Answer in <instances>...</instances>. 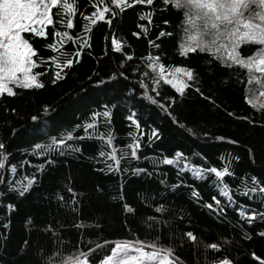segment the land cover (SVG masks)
Here are the masks:
<instances>
[{"label":"trees","instance_id":"1","mask_svg":"<svg viewBox=\"0 0 264 264\" xmlns=\"http://www.w3.org/2000/svg\"><path fill=\"white\" fill-rule=\"evenodd\" d=\"M78 3L85 14L92 10L88 0ZM147 13H151V23L139 19ZM73 20L80 27L60 30L82 34L83 21L79 15ZM164 20L169 23L164 24ZM181 22V13L163 10L160 0L151 6L133 5L113 17L111 25L98 21L91 26V48L84 49L79 63L64 69L66 75L55 85L50 83L54 65L47 60L52 66L38 77L44 88L15 87V96H0V142L10 153L6 161L9 170H0V264H57L61 256L67 259L77 249H88V255L99 262L110 255L117 242L139 239L147 245L158 238L161 245L175 247L182 264H213L221 257L232 259L233 264H264V237L259 235L264 232V218L257 216L248 223L240 216L241 209L264 214V197L242 194L243 182L251 187L252 176L264 182V127L241 119L251 116L264 120V110L253 109L248 103L249 95L264 88V76L256 79L253 72L249 83L248 70L239 65L223 66L211 54L199 51L183 56L179 45L187 36ZM140 24L146 31L138 27ZM52 27L47 31L51 33ZM161 30L173 35L158 38ZM134 32L141 35L134 36ZM113 37L120 41V51L111 45ZM34 41L38 56L60 55L43 47L46 42H56L54 35L35 37ZM153 43L160 47H153ZM74 47L71 42L57 44L61 51ZM252 47L259 46L245 45L241 51L246 55ZM127 55L133 58L128 60ZM150 56H160L166 71L192 68L197 79L188 83L194 86L181 95L163 81L153 85L152 79L143 75L146 71L154 75L147 67ZM42 70L40 65L33 72ZM140 81L149 87L144 88ZM157 87L160 95H156ZM196 87L204 95L195 91ZM148 96L159 104H153ZM160 104L170 107L166 111ZM105 105L111 112L109 118L102 115ZM45 106H49L48 112ZM133 111L141 124L139 130L126 119ZM93 112L101 115L94 118L96 124L88 130L92 133L89 136L83 126L92 122ZM34 115L37 120L31 119ZM152 128L159 129V138L149 141ZM106 132L118 149L131 142L129 132L139 136V159H121L120 171H108L106 163L113 162L99 155L101 149L111 150L107 137L99 138ZM219 136L225 139L218 140ZM53 137L65 140L60 146L63 154L59 150L40 154L35 145L51 144ZM75 147L81 151H73ZM177 151L185 154L190 165L221 170L230 166L235 175H226L224 181L234 202L228 204L227 198L219 195L214 174L205 172L204 179H198L190 169L179 172L176 165L162 163L164 157L172 158ZM12 165L17 166L15 174L10 172ZM137 168L147 172L137 173ZM26 174L38 179L30 194L21 198L9 190V184ZM192 191H198L199 197H193ZM213 196L221 199V206L228 205L225 213L206 207L214 203ZM125 202L135 214L123 209ZM9 203L15 208L8 209ZM160 205H164L163 213L155 211ZM149 216L167 224L161 228L157 223L153 229L147 222ZM29 217L31 223H27ZM188 231L197 237L195 242L187 237ZM161 233L162 238L158 236ZM212 243L220 247L212 249Z\"/></svg>","mask_w":264,"mask_h":264},{"label":"snow or ice","instance_id":"2","mask_svg":"<svg viewBox=\"0 0 264 264\" xmlns=\"http://www.w3.org/2000/svg\"><path fill=\"white\" fill-rule=\"evenodd\" d=\"M163 10L172 9L181 13L182 22L181 29L187 36V40L179 45L180 52L183 56H187L189 53H209L215 61H219L223 66L232 67L233 64L239 65L248 70V82L253 80V72H259L264 74V0H160ZM91 7V11L85 14V11L81 9L78 0H0V96L5 93L9 96H15L17 93L14 91V87L20 89H42L45 87V83L38 79V77L45 75L47 69L54 65L52 77L50 83L55 85L57 81L62 80L66 73L65 68L70 69L74 63H79L80 57L85 48H91L89 43L88 33L91 32V26L96 25L98 21H105L108 25L112 24V18L116 17L120 13H124L126 9L131 8L133 5H153L154 0H88ZM55 9V11H53ZM79 15L83 21L82 34L76 32L70 34L67 30L60 29H74L80 27L74 24L73 17ZM141 20H147L152 22L151 13L141 15ZM164 24H168V20L163 21ZM187 25L188 27H184ZM49 26H53L51 33L47 31ZM139 28L146 31L145 25H138ZM25 33L31 34V39L26 38ZM54 35L56 42H46L43 47L51 49L53 51L60 52V55H51L47 59L42 55H37V49L33 46L35 37H47ZM134 36L139 37L141 32H134ZM173 33L161 30L158 33L159 37L171 36ZM71 42L75 47L73 50L57 49V44L64 45ZM111 45L117 51L121 50V43L118 39L113 37L111 39ZM255 45L245 55L244 51H241L242 46ZM153 47L159 48V44L153 43ZM254 53V54H253ZM33 57H37L33 59ZM132 55H127V59L131 60ZM47 60L52 61V65L47 63ZM39 62V64H38ZM212 62L211 60L209 61ZM43 65L42 71L33 72V69ZM147 67L152 69L154 75L146 71L144 76L152 79V84L159 86L161 81L170 85L175 89L176 93L184 94L185 90L193 87L194 84H189V81H195L197 74L190 67H176L173 70L166 71V66L161 62L160 56H150ZM120 75H124L121 73ZM260 79L259 77H255ZM102 82V81H101ZM144 88L149 86L143 84ZM195 91L201 92L199 87L195 88ZM156 95H160L157 89H155ZM147 95V93H145ZM260 95L264 96V92ZM153 104H159V101L152 96H148ZM172 103L175 102V98H172ZM248 103L253 109L264 110V103H254L250 98ZM162 109H167L170 105H159ZM105 110L102 115L105 118L111 117V112ZM15 111V109H12ZM45 112L49 111V106H45ZM169 116L172 115L170 111L167 112ZM93 120L91 123H87L83 126L84 132L91 136L89 129H93L96 121L95 117L100 116L101 113L93 112ZM233 115V113H229ZM32 120H37V116H32ZM131 121L135 128L139 130L141 124L136 119V113L133 111L126 117ZM241 119L247 121L252 125L259 124L264 127V120L257 121L251 116H244ZM77 127H81L77 125ZM71 137V133H68ZM132 137L130 143L126 148H117L113 145V136L110 132L101 133L100 139L107 137V145L111 146L110 151L101 149L99 155L105 157L106 160L110 159L113 163H106L108 171H120L119 165L121 159L128 157L139 159L138 150L141 148V140L139 136L129 132ZM139 135H144L143 132H139ZM153 138H159V129L152 128L151 134L148 139L151 141ZM83 139V137H81ZM218 140H224V136L217 137ZM232 143L237 141L232 140ZM65 145L64 139L52 138L51 144H39L35 145L37 150H40V154L48 152L51 154L54 151L59 150L60 154H63V150L60 146ZM73 151L80 152V147L73 148ZM250 157L255 159L254 154L249 150ZM10 153L6 149L4 142H0V170H9L6 166L7 157ZM235 160H239V157H234ZM54 162V161H53ZM155 163V162H154ZM162 163L167 165H176L179 172H183L185 169H190L194 177L198 179H204V173H211L217 178L215 181L216 187L219 189V195L226 197L228 204L234 202V196L230 191L229 184L224 181V177L234 176V171H230V166H224L218 169L215 166H198L195 164H189L187 157L184 153L177 151L172 158L164 157ZM42 169H37L41 171ZM137 173L147 172L146 169L137 168L134 170ZM10 172L17 173V166L12 165ZM178 172V174H179ZM35 175H23L21 179H16L9 184V190L15 192L19 197L24 198L27 194H30V189L37 181ZM23 181H26L23 182ZM161 183H164L162 180ZM251 187L247 186V181L243 182V193L249 195L252 193H258L264 197V182H261L257 177H251ZM176 185H173L175 189ZM68 191L73 193L74 190L69 188ZM193 197H199L198 191H192ZM63 200V196L58 197ZM212 201L214 203H207L206 207L212 210L214 213H225L228 205H222L221 199L217 196H213ZM8 209H14L15 205L9 203ZM123 209L130 214H135V209L128 203L123 204ZM157 213H163L165 211L164 205H160L155 209ZM240 216L246 217L248 223L257 217L264 218V214L256 211L240 210ZM149 227L155 229L157 223H160L163 228L167 221H158L157 217L149 216L147 218ZM27 223H31L29 217ZM163 233L158 234L162 238ZM187 237L191 238L193 242L197 237L192 231L186 233ZM264 237V232L259 234ZM250 239L251 237H246ZM27 243V242H25ZM107 243V241L105 242ZM150 248V251L145 249ZM212 249H217L220 246L216 243L210 245ZM88 249L85 251L76 250V253L69 255L67 259L63 256L57 261V264H182V257L175 254V247H169L160 244V239H156L147 245L144 241L127 240L123 242H117L115 247L110 249V255H104L102 259L97 262L94 258L88 255ZM255 255V253H253ZM258 260L260 257H256ZM213 264H233V260L229 258H219L214 261Z\"/></svg>","mask_w":264,"mask_h":264},{"label":"rangeland","instance_id":"3","mask_svg":"<svg viewBox=\"0 0 264 264\" xmlns=\"http://www.w3.org/2000/svg\"><path fill=\"white\" fill-rule=\"evenodd\" d=\"M174 71V70H173ZM255 72V71H254ZM255 75L260 77V76H264V74H261L259 72H255ZM15 88V87H14ZM261 92H264V88L260 91V92H253L251 95H249V99L251 98L253 100L254 103H257V102H261V103H264V96L260 95ZM251 93V92H250ZM115 247V246H114ZM146 251H150L151 249L150 248H147L145 249Z\"/></svg>","mask_w":264,"mask_h":264}]
</instances>
